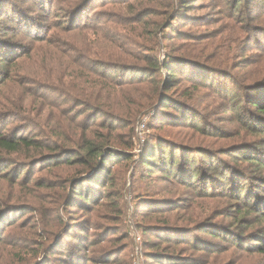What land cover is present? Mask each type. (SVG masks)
I'll return each mask as SVG.
<instances>
[{"label": "rangeland", "instance_id": "rangeland-1", "mask_svg": "<svg viewBox=\"0 0 264 264\" xmlns=\"http://www.w3.org/2000/svg\"><path fill=\"white\" fill-rule=\"evenodd\" d=\"M16 2L38 20L39 4ZM53 6L60 16L49 19L58 26L36 31L46 42L16 31L6 35L22 43L20 56L32 53L13 65L4 83L1 63L0 131L54 147L62 138L101 144L110 135L118 142L117 158L103 164L109 179L86 205L72 193L84 166L68 154L53 164L50 149L41 147L33 152L45 160L30 167L29 180L0 177V198L14 209L26 207L10 214L12 207L0 208V220H10L0 224V264H264V254L248 248L264 242V220L245 205L248 186L255 190L264 178V125L251 107L264 102V0H53ZM81 6L88 8L77 14L87 15L82 23L93 29L74 18ZM82 56L122 61L117 78L123 81L142 75L134 68L144 70L147 58L166 60L176 72L161 68L158 87L189 108L194 122L177 120L174 108L163 112L157 100L146 105L141 92L147 84L111 91L108 100L120 101L117 119L76 106L64 93L82 101L90 90L87 78L66 74ZM97 87L95 95L103 97ZM109 122L122 126L111 131ZM140 127L142 141L136 138ZM159 136L182 156L154 157L156 166H149L145 155ZM166 163L173 166L167 173L159 170ZM191 170L198 173L194 180ZM222 172L239 185L209 187L205 177L221 183Z\"/></svg>", "mask_w": 264, "mask_h": 264}, {"label": "trees", "instance_id": "trees-1", "mask_svg": "<svg viewBox=\"0 0 264 264\" xmlns=\"http://www.w3.org/2000/svg\"><path fill=\"white\" fill-rule=\"evenodd\" d=\"M30 1L35 6L38 4L40 5L38 6L41 9V14L38 17V20L30 15L31 14L30 8L23 9L16 2V0H0V74H1V63L4 62L6 65V72H5L6 75L2 81L3 83L4 81L8 80L9 77L11 76V70L13 68V65L14 64L17 65L19 60L29 57V55L32 53L30 49V51L27 52L25 55L20 56V50L19 52L17 50L20 49L19 46L22 43L17 39L8 38V36L6 35L8 33L16 31L17 33L20 34L19 35L20 37H24L29 40L31 39L33 42L44 41V40L46 42L48 39L42 36H36V31L39 30V28H46V29L48 28L50 30L51 28H56V26H58L54 22H51L52 19H49L54 16L56 18L60 16L58 13H56L53 10L54 8L53 0H30ZM81 1L85 2L87 5L88 1L90 0H81ZM186 6L188 5L183 4L181 5V8L183 7L185 8ZM87 8H88L87 6L85 7L81 6L79 9L75 10V13L76 14L81 12L84 13L86 12ZM65 10L67 11L66 14H68L70 11V9L68 8H66ZM90 10H88L87 12H90ZM73 15L74 12L71 14V18H73ZM42 16L44 18L40 20ZM86 16L87 15L81 17L77 14L74 16V18H77V20H81L80 21V24H82L81 28L89 27L90 29H93V26L86 25V23H82L83 22L82 20L85 19ZM3 18H5L6 21H8V23L11 24H4ZM70 20L73 21V23H76L75 20L73 19ZM103 37L105 36L103 35ZM117 56L119 57L120 55ZM16 58H17L16 60L17 63L16 61H14ZM86 60L88 61L87 65L84 63V61ZM81 61L82 64H74L76 68L74 67L71 68L70 66L68 68L66 76H69L71 78V76L77 75L80 78L82 77L87 78L86 83L88 89L90 90L88 91L85 99L83 98L82 101L78 102L75 100L77 98H75L74 94H71L69 92L66 93L63 92L64 94H66L71 98V101L76 102L75 103L76 106L86 105L88 106V109L92 108L89 109L90 111H95L94 109H96L97 112L96 111L95 112L102 113L103 117L105 118L117 119L119 113L115 112V109L116 107H118L117 105L120 104V101L108 100L112 96L111 91L117 88H121V86L123 87L124 84H128L130 86L133 85L134 83L141 85L147 84L150 85L149 86L150 88L141 92V97H143L146 100V105H150L152 104V101L154 102L155 100H157V103L161 105L160 110H162L163 112L168 113V110L170 108H174L177 111V116H176L177 120L185 123L194 122V117H193L194 115L188 110L189 108H186V110L180 108L177 102L174 99H172V97L167 96V94L162 91V88L158 87L161 76H158L157 74L160 73L161 68L166 70L167 72L168 71L171 73L176 72L171 68L170 64L166 62V60H163L161 62L158 61V59L155 57H151L150 59L147 58L146 62L148 65L145 66L144 70L143 69L138 70V68H134L136 72L142 71V75L128 77L129 79H126L125 81L120 80V78H117L119 77L120 74H122V71H118V70H123L124 68L122 61H111V60L105 61L102 59L96 61L85 56H82ZM134 69H129V70H134ZM171 73L169 78L173 77ZM146 76H148V78H144ZM69 82H71V80H69ZM96 86H98L99 89H102L105 92V94H103V97L101 95L100 96L95 95ZM159 91L161 96H159L158 94ZM100 99H103L104 101L107 102L103 101L99 103ZM94 102H98V104H95ZM139 107H141L140 104ZM251 107L256 109L257 111L256 113L258 115L257 119L262 122V125H264V102L255 100L252 102ZM109 111L113 112L115 116L113 114H110ZM165 115L166 114H164V116ZM22 118H26V117H22ZM119 120H122V118L119 117ZM118 126H122V125L120 124L114 125V123L109 122L107 127L112 131L113 129H117ZM261 130L264 132V126L262 127ZM155 138L157 139V142L153 143L148 148L145 155L146 159L144 160V162L149 164V166L152 163L156 166V164L152 160L154 157H158L159 159L162 160L165 154H168L170 156L172 153L170 146L168 144L169 142H167L165 139H162L163 137L160 136ZM84 140L82 143H80L74 138H69V137L62 138L61 141L63 142V145L61 146L55 145L54 147L51 145L45 146L43 142L29 138L24 135L11 136L7 133H3L0 131V177L6 178L5 176H7L8 179H13L15 180V182L17 180L19 181L29 180L30 178L29 175L31 172L30 167L39 165V163L45 160L43 159L44 154H42V152L34 154L33 151H37L39 148L45 147V149H50V152H46V154L49 155L48 156L49 159L50 158L52 159L51 163L53 164L61 163V160L63 159H61L59 156L63 154H68V156H70L73 159H76L77 162L81 163L84 166L85 170L82 172L85 175H82L83 173H81L80 175H82L81 176L82 178L76 182H73L72 193L77 201L85 205L87 203L94 202L96 200V194L99 192L100 188L103 187L104 183L109 179L108 171L104 169L103 164L105 163V161L108 160L109 157L117 158L115 155L118 153V151L116 150L115 145L118 142L116 138H112V136L110 135H107L104 139L105 142L103 143L101 142V144H97L96 141H93L92 139H84ZM67 143H71L70 144L71 146L66 147L65 144ZM165 144L167 145L165 146ZM130 145H132V143H130ZM178 153H180L179 155H181V152ZM82 154H84V156H82ZM172 155L171 156L174 158H177L179 156L177 155V152L172 153ZM71 158L69 160H72ZM255 160L262 161L263 159L261 160L259 159V157H256ZM68 161H64V162H68ZM174 164L175 163L173 162V166ZM165 166H169V168L167 169ZM173 166L171 163V168H170V163H166L165 165H160L159 170H162L163 172L167 173L169 172L168 170L173 168ZM197 174L198 173L196 172V170H194L189 178L192 177V180H194ZM221 174H222L221 183L215 177L212 176L205 177L208 178L209 187L211 188L215 186L222 187V185L225 182H228L230 184L236 183L239 185L238 179H234L231 175H226V173L224 172H222ZM240 177L241 179L243 178L242 175ZM260 179L261 180L256 184V186L259 188L257 189L255 188L254 190L253 188L248 186L249 190L247 189L248 193L245 196V200H246L245 205L249 206L250 210L255 212L257 216H259V219L264 220V189H261L264 188V178H260ZM242 185L244 186L245 184ZM252 198H254V201L259 200L258 202L260 203V205L254 203V204H250L251 205L250 206L249 201H251ZM3 206H4V210L12 207L8 211L9 214L13 213L14 211L26 212V207L23 209L19 205V208L14 209L13 207L15 206L8 204L7 200L4 201L0 198V208ZM236 213L241 214V216L239 217V222H241V220L243 219L242 207L236 209ZM5 215L6 212L3 216ZM0 221H1L0 224L3 223L4 225L10 224V220H7L6 217L1 218ZM242 221H244V219ZM247 224L251 225L253 224V222L252 223L249 222ZM253 240L258 241L256 238H254ZM58 247L61 248L60 246ZM248 248L250 250H255L257 252H261L264 254V242L263 243L259 242V244L258 243L252 244L251 247ZM88 261L91 262L89 258L87 259L86 262L88 263ZM108 261L110 260L105 259L104 264H107Z\"/></svg>", "mask_w": 264, "mask_h": 264}, {"label": "built area", "instance_id": "built-area-1", "mask_svg": "<svg viewBox=\"0 0 264 264\" xmlns=\"http://www.w3.org/2000/svg\"><path fill=\"white\" fill-rule=\"evenodd\" d=\"M142 125H144V124H142ZM143 131L144 130H143L142 127L138 128V130H137V136H136V138L139 139V141H142L144 139V135H143L144 132Z\"/></svg>", "mask_w": 264, "mask_h": 264}]
</instances>
